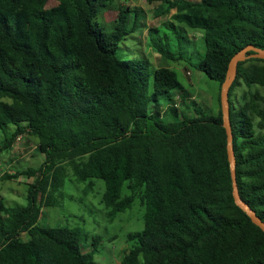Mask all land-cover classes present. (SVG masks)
Returning <instances> with one entry per match:
<instances>
[{
	"label": "trees",
	"instance_id": "obj_1",
	"mask_svg": "<svg viewBox=\"0 0 264 264\" xmlns=\"http://www.w3.org/2000/svg\"><path fill=\"white\" fill-rule=\"evenodd\" d=\"M48 1L0 0V157L26 131L44 156L24 172L33 176L25 205L7 206L0 197V264H95L100 235L83 251L79 227L39 223L69 175L85 187L93 178L104 181L100 201L109 218L142 204L143 228L127 234L122 264H264V231L233 199L220 92L216 113L206 114L174 69L159 66L151 74L146 58L118 57L138 11L116 0L43 7ZM163 1L175 9L173 20L203 32L196 67L219 89L237 51L264 48V0ZM103 7L117 11L110 31L96 21ZM152 40L160 55L183 57ZM241 82L246 88L236 107L233 90ZM261 88L264 59L239 61L228 91L236 182L264 221ZM189 101L196 115L183 110Z\"/></svg>",
	"mask_w": 264,
	"mask_h": 264
},
{
	"label": "rangeland",
	"instance_id": "obj_2",
	"mask_svg": "<svg viewBox=\"0 0 264 264\" xmlns=\"http://www.w3.org/2000/svg\"><path fill=\"white\" fill-rule=\"evenodd\" d=\"M194 1V0H192ZM117 4L125 6L132 11H138L137 27L132 34L127 35L118 45L116 55L124 59L146 58L149 61V70L159 66H167L174 69L180 83L189 90L190 97L195 100L206 114H215L218 109V94L220 92L218 81L209 78L196 65L203 57L204 42L202 31L190 29L172 19L175 9H166L163 0H116ZM57 3L49 0L43 7L48 8ZM21 6L36 7L41 5L35 2H25ZM133 12H130L132 14ZM117 18V11L101 8L98 11L97 23L105 30L113 29ZM170 20L175 27L169 26ZM182 35L178 42L176 35ZM152 39L166 47L173 53L183 52V57L176 55L174 60L160 55ZM246 86L241 82L233 90V100L237 107L240 103V95ZM264 96V88H261ZM164 102V100H161ZM175 103H177L175 101ZM190 115H196L194 105L188 102ZM1 135V132H0ZM37 139L26 131L15 140L7 153L0 157V197L7 206L25 205L27 202V186L33 180V176L25 174L29 167L38 166L44 159L36 147ZM16 178H4V173L13 174ZM20 172V173H19ZM86 182L75 181L72 175L66 177L63 193L56 199L54 206H43L39 217V223L45 226H68L81 229L80 241L83 251L92 249V238L100 235L101 240L97 245V251L93 254L95 264H122L125 250L130 247L131 241L127 234L139 231L143 228L144 208L139 201L117 215L109 218L106 208L100 199L105 185L102 179L93 178L92 185L85 187ZM25 238L26 235L24 234Z\"/></svg>",
	"mask_w": 264,
	"mask_h": 264
},
{
	"label": "water",
	"instance_id": "obj_3",
	"mask_svg": "<svg viewBox=\"0 0 264 264\" xmlns=\"http://www.w3.org/2000/svg\"><path fill=\"white\" fill-rule=\"evenodd\" d=\"M252 51V53H248ZM248 58H262L264 59V48H258L252 44H248L239 51H237L229 60L226 71V76L220 86V108L222 114V126L226 133V151L229 163V171L231 177L232 195L234 202L239 206L250 218V220L264 231V221L256 214V212L241 198L237 182H236V161L233 151V136L231 130V124L229 120V102L228 91L236 77L237 64L239 61H244Z\"/></svg>",
	"mask_w": 264,
	"mask_h": 264
},
{
	"label": "clouds",
	"instance_id": "obj_4",
	"mask_svg": "<svg viewBox=\"0 0 264 264\" xmlns=\"http://www.w3.org/2000/svg\"><path fill=\"white\" fill-rule=\"evenodd\" d=\"M175 105L176 106H179L180 105V103L179 102H177V103H175ZM20 137V136H19ZM19 137H17L16 139H18ZM15 142V141H14Z\"/></svg>",
	"mask_w": 264,
	"mask_h": 264
}]
</instances>
